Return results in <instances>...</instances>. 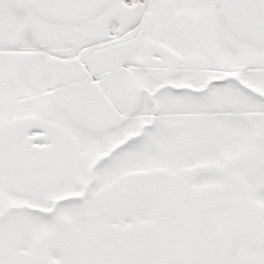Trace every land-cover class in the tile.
Instances as JSON below:
<instances>
[{"label":"snow or ice","instance_id":"obj_1","mask_svg":"<svg viewBox=\"0 0 264 264\" xmlns=\"http://www.w3.org/2000/svg\"><path fill=\"white\" fill-rule=\"evenodd\" d=\"M0 264H264V0H0Z\"/></svg>","mask_w":264,"mask_h":264}]
</instances>
